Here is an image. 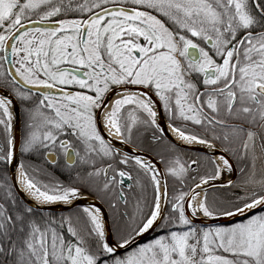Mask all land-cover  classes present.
<instances>
[{"label": "snow or ice", "instance_id": "1", "mask_svg": "<svg viewBox=\"0 0 264 264\" xmlns=\"http://www.w3.org/2000/svg\"><path fill=\"white\" fill-rule=\"evenodd\" d=\"M0 90L10 93L0 96V264H264V0H0ZM158 117L212 155H188L197 150L168 140ZM100 123L124 145L149 129L168 141L160 163L178 185L171 195L156 162L117 151ZM17 146L52 165L60 150L68 183L23 163L10 182ZM226 153L242 178L210 203L202 186L235 171ZM145 178L153 198L147 213L137 203V221L118 204ZM83 193L112 210L111 232L94 205L59 221L43 215ZM186 201L192 216L246 219L198 228ZM150 230L159 234L139 243Z\"/></svg>", "mask_w": 264, "mask_h": 264}, {"label": "trees", "instance_id": "2", "mask_svg": "<svg viewBox=\"0 0 264 264\" xmlns=\"http://www.w3.org/2000/svg\"><path fill=\"white\" fill-rule=\"evenodd\" d=\"M34 99H35V97H34ZM17 102H18L20 110H21V119L23 120V122H22L23 126L22 127H24L23 108L20 105L18 100H17ZM149 133H151L150 129L142 132L141 137H134V139L136 140V143L133 144L132 146L141 150V151H146L147 153L151 154L157 161L160 162L161 156L167 157V155L169 154L168 150L170 148V145L166 141H162L159 144L155 143L154 141H151V139L149 137ZM136 138H138V139H136ZM141 138H142V142H141ZM217 145H218V143H217ZM160 164L162 165V167L165 171V165L163 163H160ZM24 165L29 168L30 173L32 172L33 166H40L42 168H45L51 174V177L53 180H59L65 184L68 183L67 172H63V171L59 170L58 164H56L54 166H48L45 163L44 159L35 158L34 160L33 159L32 160L26 159L24 161ZM73 167H75V166H73ZM4 171L5 170L3 169V166H0V174H3ZM165 173H166V171H165ZM201 173H203L202 169H201ZM7 174H8V169H7ZM191 175H194V173H192ZM8 176H9V174H8ZM166 177H167L168 186H169V194L171 195V193L178 187V185L176 184V182L173 180V178L171 176L167 175V173H166ZM190 180H191V178H189L187 180V183L189 185L192 184V181L189 182ZM144 183L147 185V187L144 191H141V189L135 185H133L132 189L126 190V196H127V200H128L127 205H125L123 203L118 204V208H119L121 213H123L126 210L129 214V216L135 217V219L137 221L139 220V216L136 214L137 203L139 202L140 208L143 210V212L147 213L149 209L146 206V204H150L152 201V198H153L152 187L148 183L146 178L144 180ZM185 191H187V189H185ZM83 194L89 195L87 193H83ZM227 195H229L228 190H220V189L211 190L208 193L209 202L211 203L213 201V199L218 198V197H224ZM89 196L97 199L95 196H92V195H89ZM98 201H100V200H98ZM100 202L103 205H105V207H107V210L109 211V216L111 219V225H112V230H113L115 227V225L113 224V220H112L113 212L111 209L108 208V205L106 203H104L102 201H100ZM81 209L82 208H77V209H74V210L67 212V213H58V214L57 213L44 212L43 215H50L51 217H53L57 221H59L62 217L66 218L69 215H74L76 211H79ZM196 227L199 228V226H196ZM158 234H159V230H157L153 236L158 235Z\"/></svg>", "mask_w": 264, "mask_h": 264}, {"label": "water", "instance_id": "3", "mask_svg": "<svg viewBox=\"0 0 264 264\" xmlns=\"http://www.w3.org/2000/svg\"><path fill=\"white\" fill-rule=\"evenodd\" d=\"M6 94L7 95H10V93H7L6 90H0V96H4ZM11 98L13 100H16V98L14 96H11ZM109 101H108V103H109ZM12 112H13V116H14L13 125H12V135H13V137H20V139H21V114H20V108H19V104H18L17 100H16V106L12 108ZM18 114L20 116V119L19 120H16L15 117ZM160 124L165 129V132L167 133L166 124H165L164 120L161 119V118H160ZM168 140H170L169 137H168ZM171 142L174 143V144H177L174 141H171ZM113 145L115 146V148H116L117 151H120L122 153H131L132 155H135V154L138 153L142 157L151 158L153 161L156 162L157 167L162 172H164V170H163L162 166L160 165V163L158 161H156L152 156H150V155H148L146 153L140 152V151L132 148L129 145H124L121 142H118L117 143L118 146H116V144H113ZM180 147L186 149L185 146H181L180 145ZM195 150H197V152L202 153V154H205V155H212V153L210 152V150L206 149L205 147L196 148ZM219 152H220V150L216 148V154H219ZM15 159H16L15 164L14 165H9V167H8V174H9V180H10V182L13 179H18L19 178V168H18V165L20 164V161H19V146H17V148H16ZM159 178L161 179V192H163V183H164V180L166 179V176L163 175V176H160ZM221 184H223V183L211 181L209 185H203L202 187L208 188L209 191L215 190V189H224V188H221L220 187ZM16 187H17V189H19L20 196H22L25 201H27L29 204L34 203V202H31L26 197V195L23 193V191L21 190V188L19 187L18 184H17ZM197 191H200V189H197ZM203 196H204V193L201 192V198ZM83 197H85V198H82L80 200L74 201L73 202V206H68V205H63V204H51V205H44L43 207L45 209H47V211H45V212L57 213L58 214V213H67V212H70V210H69L70 207L72 208V210H74V209H77V208H83V207H88V206L94 205L96 207L101 208V210H102V212L104 213V216H105V227H106V230L109 231V232H111V228H110V224H109V219H108L107 211L105 210V208L103 207V205L97 199H95V198H92V197L87 196V195H83ZM76 206H78V207H76ZM185 210H186V214L193 220L194 225L199 226V227L228 226L231 223H238V222H241L244 219H246V217L239 216V215H237L234 218H227V219H225V218L212 219V218H206V217H204L202 215L192 216L191 215L190 208L187 206V201L185 202ZM155 232H153V231L150 230V232L147 233V234H145L144 236L138 237V242L139 243H145V242H147L148 240L151 239V237L154 235Z\"/></svg>", "mask_w": 264, "mask_h": 264}, {"label": "flooded vegetation", "instance_id": "4", "mask_svg": "<svg viewBox=\"0 0 264 264\" xmlns=\"http://www.w3.org/2000/svg\"><path fill=\"white\" fill-rule=\"evenodd\" d=\"M131 87V86H130ZM201 89H203V85L201 84ZM116 98H118V97H116V96H113V98L111 99V100H114V99H116ZM111 100L109 101V106L111 105ZM128 106H126V108H127ZM20 108V107H19ZM20 114H21V110H20ZM163 120H164V122H165V124H166V127H167V133H166V135H167V137H169V135H168V130L170 129L169 127H168V124H167V120H166V118H163ZM23 120L21 119V140L23 139V133H24V131H25V127H22L23 126ZM158 122H160V118L158 117ZM190 127H192V130H197L194 126H190ZM99 130L101 131V133H102V135L103 136H105L106 138H107V136L105 135V132H104V130H103V127H102V124L100 123L99 124ZM201 135H203L204 134V132L203 131H201V133H200ZM149 137H150V139H151V137H152V132L151 133H149ZM107 139H110V138H107ZM136 139H138V138H136ZM169 139L171 140V141H173L170 137H169ZM112 142H113V144H116V146H118L117 145V143L118 142H120V139L118 138V137H115V138H112V139H110ZM151 141H153L152 139H151ZM166 142L168 143V141L166 140ZM175 143H177V144H179V145H181V146H185L186 147V149H196V148H200V147H204L203 145H198V144H193V145H190V146H186V145H184V144H181V143H179V142H176V141H174ZM169 144V143H168ZM129 146H131L132 148H134V149H136V150H138V151H140V152H143V153H146V154H148V155H150V156H152L151 154H149V153H147L146 151H141V150H139V149H137V148H135V147H133L132 145H129ZM78 149L80 148V146L79 145H77L76 146ZM216 148L217 149H219L220 150V146H219V144L216 146ZM182 149H184V148H182ZM122 153V152H121ZM122 154H124V153H122ZM54 155L57 157V159H58V165H59V170H61V171H63V172H67L66 171V169H67V167H68V165L66 164V162H65V157L63 156V154H62V152L60 151V150H56L55 151V153H54ZM188 155H190V156H192V157H195V156H197V155H200L202 158H206V156H208V155H205V154H202V153H199V152H197V151H191V152H189L188 153ZM226 156H227V158H229V160L232 162V165L234 166V168H235V171H233L232 173H230V177H229V179L228 180H226V177H225V179H221V180H217V181H215V182H219V183H223V184H227V182L229 181V180H235L237 183H239V181L241 180V178H242V176H241V173H240V171H239V164H238V162H237V160L235 159V158H233V157H231V155L230 154H225ZM153 157V156H152ZM35 158H37V157H35V156H31V155H26V154H23V153H21V151H20V149H19V161H20V164L21 163H23L24 164V161L26 160V159H30V160H34ZM154 158V157H153ZM37 159H44L43 157H41V158H37ZM76 159V164L75 165H73V166H75V167H79V164H80V161H79V157H76L75 158ZM155 159V158H154ZM156 160V159H155ZM44 161H45V163L48 165V166H54V165H52V164H49L45 159H44ZM157 161V160H156ZM159 162V161H158ZM160 163V162H159ZM161 165V164H160ZM162 166V165H161ZM74 167V168H75ZM257 167H258V169H259V167H260V165H259V162L257 163ZM163 168V167H162ZM164 170V169H163ZM203 171H204V169H202ZM165 172V171H164ZM194 175H195V173H194ZM165 176H166V173H165ZM166 180H167V177H166ZM192 180H190L189 182H191ZM167 183H168V181H167ZM191 185H193L194 186V182L192 181V184ZM220 190H227V189H220ZM82 195H84V194H82ZM204 197V196H203ZM203 197L201 198V200L203 199ZM100 202V201H99ZM101 203V202H100ZM102 204V203H101ZM103 205V204H102ZM103 207L105 208V210L107 211V215H108V219H109V224H110V228H111V231H112V225H111V219H110V216H109V211L107 210V207H105V205H103ZM199 215H202L201 213L199 214ZM203 216V215H202Z\"/></svg>", "mask_w": 264, "mask_h": 264}, {"label": "bare ground", "instance_id": "5", "mask_svg": "<svg viewBox=\"0 0 264 264\" xmlns=\"http://www.w3.org/2000/svg\"><path fill=\"white\" fill-rule=\"evenodd\" d=\"M101 124H102L103 130H104L105 135L107 136V138L112 139V138H115V137H116V136L111 135V134L108 132V130L104 128L103 123H101ZM168 135H169V137H170L173 141L179 142V143L184 144V145H186V146H190V145L184 143L183 141H181V140L178 138L177 134L174 133V132H172L171 129L168 130ZM217 163H219L218 160H217ZM225 173H226V180H228L229 177H230V173H228L227 171H225ZM18 179H19V178H18ZM18 185H19V187L21 188V190L23 191V193L26 195V197H27L31 202H34V201L31 199V197H29V196L24 192V190H23V185H20V184H18ZM200 201H201V195L198 196V197L196 198V200H195V204L198 205V204L200 203ZM190 211H191V215H192V209H191V208H190Z\"/></svg>", "mask_w": 264, "mask_h": 264}, {"label": "rangeland", "instance_id": "6", "mask_svg": "<svg viewBox=\"0 0 264 264\" xmlns=\"http://www.w3.org/2000/svg\"><path fill=\"white\" fill-rule=\"evenodd\" d=\"M228 173H229V172H228ZM225 177H226V173L224 172V174H223V177H222V178H223V179H225ZM199 214H200V213H197L196 215H197V216H199Z\"/></svg>", "mask_w": 264, "mask_h": 264}]
</instances>
